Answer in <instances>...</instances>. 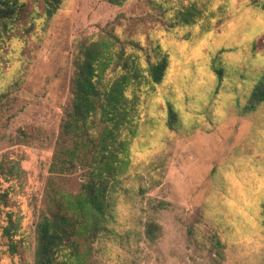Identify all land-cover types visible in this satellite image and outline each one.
<instances>
[{
    "label": "rangeland",
    "instance_id": "obj_1",
    "mask_svg": "<svg viewBox=\"0 0 264 264\" xmlns=\"http://www.w3.org/2000/svg\"><path fill=\"white\" fill-rule=\"evenodd\" d=\"M15 1L41 14L42 0ZM40 14L30 39L0 49V264H30L23 251L7 253L3 230L11 218L15 239L33 243L72 106L74 39L96 40L112 21L108 31L139 45L127 49L141 72L127 94L139 99L118 133L130 166L109 186L106 230L88 264H264V105L239 109L264 74V0H63L52 20ZM162 60L156 85L147 70ZM13 162L23 173L8 180L1 165ZM83 180L77 174L69 188ZM151 224L160 228L154 241Z\"/></svg>",
    "mask_w": 264,
    "mask_h": 264
},
{
    "label": "trees",
    "instance_id": "obj_2",
    "mask_svg": "<svg viewBox=\"0 0 264 264\" xmlns=\"http://www.w3.org/2000/svg\"><path fill=\"white\" fill-rule=\"evenodd\" d=\"M113 7H122L129 0H105ZM39 12H30L29 3L0 2V49L6 40L30 39L36 32L33 13L52 20L61 10L63 0H42ZM79 8L77 9V12ZM116 21L97 27V39L76 36L78 55L74 62L73 101L63 118L52 162L49 168L46 209L40 212L34 228V241L27 244L15 239L18 226L9 218L3 230L11 257L20 251L29 254L30 264H88L92 245L106 230L109 207V186L129 169V145L118 139L119 131L129 123V111L137 106L139 95L130 97L131 80H138L140 69L128 47L138 48L133 41H124L114 28ZM167 70L165 60L153 63L147 73L152 83H162ZM220 83L223 71L214 68ZM122 73V74H121ZM114 75V80L110 79ZM139 91V90H137ZM5 97V95H3ZM264 105V74L254 87L247 103L239 107L241 116L251 115ZM168 126L174 130L177 115L168 106ZM8 180L23 173L16 163L1 165ZM84 177L78 192L69 185L76 175ZM264 227V212L262 215ZM159 226H148L150 240L158 238ZM218 249L222 243L214 237Z\"/></svg>",
    "mask_w": 264,
    "mask_h": 264
}]
</instances>
